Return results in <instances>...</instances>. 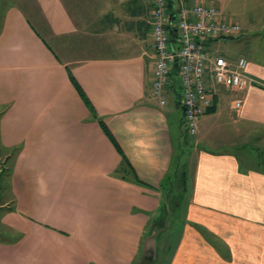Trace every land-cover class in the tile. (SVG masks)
Wrapping results in <instances>:
<instances>
[{
  "label": "crops",
  "instance_id": "0c3cea01",
  "mask_svg": "<svg viewBox=\"0 0 264 264\" xmlns=\"http://www.w3.org/2000/svg\"><path fill=\"white\" fill-rule=\"evenodd\" d=\"M33 2L54 47L20 5L0 13V142L13 159L0 264H135L172 183L183 196L157 264H264V167L249 156L264 152V50L248 41L239 55L246 89L208 78L212 105L180 170L178 84L165 105L152 90L151 0Z\"/></svg>",
  "mask_w": 264,
  "mask_h": 264
},
{
  "label": "built area",
  "instance_id": "2783aa9c",
  "mask_svg": "<svg viewBox=\"0 0 264 264\" xmlns=\"http://www.w3.org/2000/svg\"><path fill=\"white\" fill-rule=\"evenodd\" d=\"M152 37L155 50L153 93L166 104V90L178 84L184 111V126L196 135L205 108L212 105L207 80L234 91L250 84L248 61L239 58L232 63L222 56L211 58L206 41L234 38L241 32L237 23L222 19L220 10L205 3L187 5L183 0H151ZM243 100L235 105L242 107Z\"/></svg>",
  "mask_w": 264,
  "mask_h": 264
},
{
  "label": "rangeland",
  "instance_id": "374dc122",
  "mask_svg": "<svg viewBox=\"0 0 264 264\" xmlns=\"http://www.w3.org/2000/svg\"><path fill=\"white\" fill-rule=\"evenodd\" d=\"M14 1L17 5H20L23 10H25L28 14H30L29 18L36 28V30L39 32L41 36L44 38H47L46 31L40 27L38 22L35 20L32 12L36 13L37 8L33 0H7ZM2 0H0L1 4ZM209 4L212 3H219L218 5L221 6L223 13V16L225 17V20H235L238 22L243 31L233 39L227 38V39H221L218 40V43H214L212 46H209L208 49L210 51L211 56H224L226 58H232V59H238L239 55H242L244 50L246 49V45L248 41H250L252 44L254 43V51L264 50V32L258 31L251 35V32L248 31V28L251 26V19H253V23L259 26H264V0H207L206 1ZM31 10V12H30ZM153 10V8H152ZM36 11V12H35ZM223 17V18H224ZM227 18V19H226ZM257 31L256 29L253 30V32ZM48 43L54 47L53 42L47 38ZM182 118V113H179ZM184 136L182 138V145L177 148V166L180 170H184V163L187 161L191 149L188 147L190 138L188 137L186 133V129L183 128ZM216 149L219 148L216 145L214 146ZM222 148H225L222 146ZM259 149L264 150V145L259 144ZM181 149V150H180ZM6 156V150L3 149L1 142H0V218L2 214L4 213L3 204L6 203L11 195V174L13 170V159L10 161L5 159ZM250 157L253 158L251 160V164L254 166H262L264 167V152L261 155L259 151H251L249 154ZM176 221V220H175ZM151 232V230L149 231ZM5 234L2 231V227L0 225V239L5 238ZM163 238L165 236H162ZM161 238V239H163ZM160 239V241H161ZM158 241V240H157ZM159 241V242H160ZM139 258V257H138ZM140 259V258H139ZM138 260V259H137ZM139 261V260H138ZM138 263V262H137Z\"/></svg>",
  "mask_w": 264,
  "mask_h": 264
},
{
  "label": "trees",
  "instance_id": "16d2710c",
  "mask_svg": "<svg viewBox=\"0 0 264 264\" xmlns=\"http://www.w3.org/2000/svg\"><path fill=\"white\" fill-rule=\"evenodd\" d=\"M14 4V1H7V0H2L1 4H0V13L2 14L1 12V9H5L7 6H13ZM1 17V15H0ZM234 23H237V22H234ZM239 24V23H237ZM240 25V24H239ZM241 26V25H240ZM241 32H242V28H241ZM240 32V33H241ZM239 33V34H240ZM238 34V35H239ZM237 35V36H238ZM230 39H233V38H230ZM208 41V40H207ZM206 43V42H205ZM87 103V102H86ZM88 104V103H87ZM89 106V105H87ZM92 111V110H91ZM2 114V112L0 113ZM13 153L18 154V151H13ZM9 160L8 158H6V161ZM184 179V178H183ZM185 183V182H184ZM184 188V185H182L181 188L178 187V190L175 189V185L172 183V185L170 184L167 191H166V203H165V206H164V211L166 212V219L167 217L169 216V222L171 223V219H172V215L173 213L175 212V209H176V205L180 204L181 201H182V196H183V192H182V189ZM165 219V220H166ZM159 227H163L164 226V223L162 225H158ZM169 229H172V223L169 227ZM151 233V232H150ZM150 233L148 235H150ZM147 235V236H148ZM146 236V237H147ZM162 235L160 234L159 237H158V241H157V250H156V259H155V264H157V262L159 261V257H158V252H160V244L159 241L161 239ZM145 240V239H144ZM143 240V242H144ZM161 243H162V240H161ZM142 246H143V243H142ZM142 246H141V251H142ZM167 246V245H166ZM141 251H140V254H139V258H140V255H141ZM138 258V260H139ZM138 260L136 261L135 264H137Z\"/></svg>",
  "mask_w": 264,
  "mask_h": 264
},
{
  "label": "water",
  "instance_id": "95a60500",
  "mask_svg": "<svg viewBox=\"0 0 264 264\" xmlns=\"http://www.w3.org/2000/svg\"><path fill=\"white\" fill-rule=\"evenodd\" d=\"M171 223L169 222V216L166 219V223L163 227H154L150 235H148L142 246L140 259L137 264H155L156 250H157V239L160 234L166 232Z\"/></svg>",
  "mask_w": 264,
  "mask_h": 264
}]
</instances>
